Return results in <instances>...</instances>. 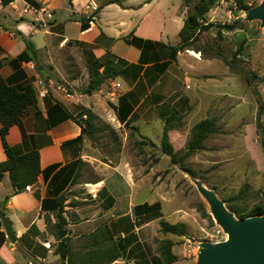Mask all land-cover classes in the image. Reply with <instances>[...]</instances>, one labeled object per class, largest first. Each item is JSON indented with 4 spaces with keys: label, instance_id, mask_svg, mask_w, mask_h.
<instances>
[{
    "label": "crops",
    "instance_id": "crops-1",
    "mask_svg": "<svg viewBox=\"0 0 264 264\" xmlns=\"http://www.w3.org/2000/svg\"><path fill=\"white\" fill-rule=\"evenodd\" d=\"M91 1L99 6L93 26L87 11ZM106 1L73 0L70 5L69 0H0V74L7 85L19 90L30 86L37 93V103L25 110L20 124L10 128L6 141L20 154L38 151L41 170L36 186L18 195L13 194L8 173L0 179V211L18 238L12 244L0 220V264H49L39 246L56 244L47 231L46 217L54 227L61 196L66 230L76 250L83 248L86 237L103 228L108 232L100 233L99 240L117 242L131 235L138 239L141 230L156 223L160 226L167 201L158 196L156 188L161 193L162 187L154 183L162 178L156 168L148 171L145 163L169 158L161 151V138L172 110L183 115L182 121L169 126L177 158L185 154L196 124L218 119L221 134L205 140L204 149L184 162L193 171L196 164H229L232 159L224 154L236 149L240 138L251 158L261 152L256 142L257 115L242 136L235 132L233 147L224 145L227 136L222 125L232 115L229 103L233 107L237 99L201 90L208 81L202 64L209 61L201 53L190 48L179 51L175 62L161 68L171 60L172 49L180 48L179 33L189 15L184 0H125L121 6L106 5ZM245 32L233 34L243 41ZM126 39L142 40L141 47ZM26 41L37 50L35 61H18L28 53ZM108 58L126 63L123 76L86 93ZM113 85L120 90L113 91ZM43 88L46 96L39 95ZM84 110L98 121L94 138L79 140L78 122L84 124ZM232 121L235 127L240 124ZM143 145L157 151L155 160L143 149H134ZM5 160L0 135V163ZM229 173L225 175L232 177ZM156 203L161 206L159 213L136 214L137 207ZM32 227L36 230L29 234ZM126 259L113 264H125Z\"/></svg>",
    "mask_w": 264,
    "mask_h": 264
},
{
    "label": "rangeland",
    "instance_id": "rangeland-1",
    "mask_svg": "<svg viewBox=\"0 0 264 264\" xmlns=\"http://www.w3.org/2000/svg\"><path fill=\"white\" fill-rule=\"evenodd\" d=\"M198 1L190 0L189 14ZM246 1L247 3L254 2V0ZM261 2L262 0H257L254 7L259 6ZM233 9L232 0H221L218 6L207 15L206 21L211 23L213 27L208 32L199 35L198 40L190 47V49H201L203 58L209 60L202 64L208 81L204 82V87L201 90L214 93L220 91L237 99V103L233 107L229 103V110L232 108V115H229L222 125V129H225L224 134L227 136V138L225 137L226 140L224 138V145L227 144L230 147H233L235 132L239 130V134L242 136L246 127L254 121V116L257 115L259 108L258 99L264 102V28L260 27L261 23L258 21L247 22L244 48L240 55L234 56L242 40L236 39L233 32L227 33L226 31H223L220 37L218 35L219 28L216 26L230 24L236 20V17L242 19L246 17L245 11L234 12ZM190 55L200 57L194 52H190ZM219 55L227 59L230 67L224 64ZM232 119L240 124L237 127L230 125V122H233ZM262 121L264 122V116ZM256 136L258 138L255 140L260 144L261 139L257 128ZM244 142V139L240 138L239 141H236L238 147L231 150L230 153L224 154L227 160L232 159L229 164H214V162L211 164L208 162L205 165L196 164L194 167L197 179L201 180L208 188L214 189L222 200L229 195L239 193L245 183L250 184L249 196L242 206L252 209L259 203L260 191L264 189V154L260 147L261 152L257 151L251 158V155L247 154L242 146L245 144ZM213 144L211 142L208 146ZM140 148L143 149L146 156L152 155L150 159L155 160L158 156L155 149L144 147V145L134 147L138 150L137 152L141 151ZM197 161L199 163L201 160L198 159ZM145 165L148 171H151L153 167L156 168L157 173L162 178L161 182L154 183V187H162L161 193L158 192L157 188L156 191L158 196L166 197L164 199L167 204L163 205L164 220L171 224L185 223L188 227L187 236L164 235L156 223L138 233L139 240L137 239V244L135 243L138 246L136 250V257L138 258L130 260L128 256L125 264H138V261H142L141 252L146 254L149 261L155 262L158 257L157 249L160 243L166 240L174 244L173 253L178 259L175 264H196L200 244L222 242L226 240L227 236L214 221L212 224L209 219H204L198 212L199 204L203 203L210 214L209 206L196 190L190 175L183 172L180 166L172 165L169 158L161 161V163L156 160L152 164L146 162ZM226 172H230L229 174L232 172V177L225 175ZM150 195V192L147 191L145 196L148 198ZM50 235L52 234L50 233ZM54 246L46 247L44 245L39 246V249L43 252L44 249L51 251V253L42 252L49 264H61L60 258L54 255ZM39 249L37 248L38 254ZM32 264L39 263L34 261Z\"/></svg>",
    "mask_w": 264,
    "mask_h": 264
},
{
    "label": "trees",
    "instance_id": "trees-1",
    "mask_svg": "<svg viewBox=\"0 0 264 264\" xmlns=\"http://www.w3.org/2000/svg\"><path fill=\"white\" fill-rule=\"evenodd\" d=\"M73 0H69L72 5ZM221 0H199L197 4L192 8L191 13L188 15L184 22V26L179 33L181 39V45L178 49H172V58L169 62L164 63L161 68L165 70L172 62L176 61V55L179 51L188 50L194 42L198 40L199 35L208 32L213 25L206 21L207 15L220 3ZM234 5V12H241L251 9L255 6L257 0L253 3H247L246 0H232ZM125 0H107L106 5L116 4L121 6ZM184 7L190 8V0H184ZM248 23L245 22L241 17H236V20L230 24L216 25L219 28L218 35L221 37L222 32L227 33L235 32L236 30H246L245 27ZM126 42L130 45H134L138 48L141 47L138 39H126ZM245 41L243 40L240 47L237 49L234 56L240 55V52L244 48ZM28 53H24L18 58V61L23 60H36L37 50L30 41H26ZM197 52L202 53L201 49ZM30 54V55H29ZM220 59L224 64L230 67V63L227 59L219 55ZM126 63L122 60H114L108 58L101 64L103 68L102 74L96 78H92L86 93L97 91L103 84L108 81L116 80L123 76L125 72ZM3 67V61L0 59V71ZM37 103V93L32 87L27 86L22 90L16 89L6 84L0 74V123L2 125L0 129V135L2 139L3 148L6 154V160L0 163V179L3 178L4 174L8 173L12 186L14 189V195L22 194L33 188L38 182V177L41 173L40 170V155L38 151H32L27 154H20L16 149L9 146L6 141V136L15 125L20 124L22 116L25 110L32 105ZM258 112L256 116V128L260 136V146L264 154V122L262 118L264 116V102L258 99ZM86 119L84 124H80L82 128V135L79 140H82L84 136L94 138L96 132V121L98 118L88 110H84ZM183 115L177 110H172L171 114L165 119L164 131L161 138V151L163 154L168 156L171 160L172 165L180 166L183 172L197 178L196 172L184 165V162L192 155L198 153L204 149V142L209 137L221 134L218 126V119L211 118L206 119L196 124L192 129V136L188 143L187 149L183 157L177 158L174 146L170 141L169 126L171 123L182 121ZM152 144L151 141L146 143ZM214 190V189H213ZM251 186L245 183L240 192L232 194L223 199L227 204V207L231 212L235 214L238 219H245L252 216H261L264 214V189L260 191L259 203L256 204L252 209H248L242 206L249 196ZM64 196L58 199V212L56 215L57 222L54 227H50L51 220L46 217V223L48 231L54 236L56 240V246H54V255L60 258L61 264H113L121 258L128 257L130 260L138 258L136 257V250L138 246L137 239L134 235L120 239L115 242L111 239L109 242L99 240L100 233H103L107 228L100 229L96 233L86 237V244L80 250L74 249L72 246V239L68 236L66 226L67 221L64 217ZM161 206L159 203L154 205H143L136 208V214H144L152 212L159 213ZM198 212L201 213L204 219H209L214 224L211 215L208 213L205 205L200 203L198 206ZM156 218H160V215ZM155 218V219H156ZM133 229V228H132ZM35 227H32L29 234L35 231ZM188 227L185 223L171 224L166 221H160V232L164 235H173L176 237H186ZM108 232V231H107ZM88 241V244H87ZM90 242V243H89ZM136 246V247H135ZM134 247V248H133ZM174 244L171 241H162L157 249L158 257L155 262L149 261L146 254L141 252L142 261H138V264H175L178 259L173 253ZM45 251L44 253H47ZM44 256V255H43ZM135 257V258H133ZM152 262V263H151Z\"/></svg>",
    "mask_w": 264,
    "mask_h": 264
},
{
    "label": "water",
    "instance_id": "water-1",
    "mask_svg": "<svg viewBox=\"0 0 264 264\" xmlns=\"http://www.w3.org/2000/svg\"><path fill=\"white\" fill-rule=\"evenodd\" d=\"M245 22L258 21L264 28V0L259 6L245 11ZM196 190L206 201L213 221L227 236L218 243L200 244L196 264H264V214L238 219L220 199L213 189L206 187L200 180L191 176ZM4 231L12 244L18 238L6 216L0 211Z\"/></svg>",
    "mask_w": 264,
    "mask_h": 264
},
{
    "label": "built area",
    "instance_id": "built-area-1",
    "mask_svg": "<svg viewBox=\"0 0 264 264\" xmlns=\"http://www.w3.org/2000/svg\"><path fill=\"white\" fill-rule=\"evenodd\" d=\"M87 11L88 12L90 11V13H89L90 14L89 25L93 26V24H94L93 20L95 19L96 15L99 12V6L95 2L91 1V3H89V5L87 6ZM112 88H113V91H115V92L120 90L119 85H113ZM46 94H47V91L44 88L39 91V95L46 96ZM66 94L68 97L70 96L69 93H66Z\"/></svg>",
    "mask_w": 264,
    "mask_h": 264
},
{
    "label": "bare ground",
    "instance_id": "bare-ground-1",
    "mask_svg": "<svg viewBox=\"0 0 264 264\" xmlns=\"http://www.w3.org/2000/svg\"><path fill=\"white\" fill-rule=\"evenodd\" d=\"M226 240H227V238H226Z\"/></svg>",
    "mask_w": 264,
    "mask_h": 264
}]
</instances>
